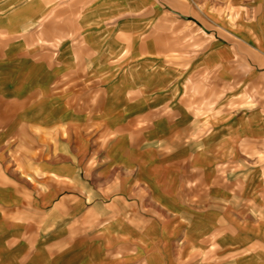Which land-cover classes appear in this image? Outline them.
Segmentation results:
<instances>
[{
  "label": "crops",
  "instance_id": "0c3cea01",
  "mask_svg": "<svg viewBox=\"0 0 264 264\" xmlns=\"http://www.w3.org/2000/svg\"><path fill=\"white\" fill-rule=\"evenodd\" d=\"M0 264H264V0H0Z\"/></svg>",
  "mask_w": 264,
  "mask_h": 264
}]
</instances>
